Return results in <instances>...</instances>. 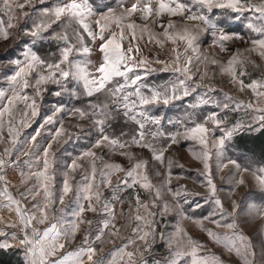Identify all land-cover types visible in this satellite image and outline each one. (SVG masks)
<instances>
[{
	"label": "snow or ice",
	"instance_id": "6c2138e0",
	"mask_svg": "<svg viewBox=\"0 0 264 264\" xmlns=\"http://www.w3.org/2000/svg\"><path fill=\"white\" fill-rule=\"evenodd\" d=\"M105 7L98 12L89 0H0V40L19 47L28 38L17 58L0 61L7 83L0 89V209L10 214L0 216V248L22 249L23 264H149V255L152 264H264V203L240 210L232 198L246 185L245 174L264 189V167L243 166L224 153L226 141L252 126L231 122L229 112L247 110L264 127V0H117ZM225 16L241 21L248 34L220 27ZM205 33L209 52L201 48ZM213 50L227 55L217 58ZM209 65L241 93L250 90L249 99L217 88ZM249 67L261 75L252 78ZM153 73L169 76L157 84ZM193 96L167 126L163 114H154ZM202 105L212 109L198 112ZM66 116L75 123L66 126ZM73 140L85 141L79 151L65 148ZM181 141L199 146L188 150L203 165L205 191H190L173 174L184 168L172 158ZM212 160L217 172L232 166L220 177L229 185L224 198ZM184 221L220 253L190 235ZM160 247L167 254L155 259Z\"/></svg>",
	"mask_w": 264,
	"mask_h": 264
},
{
	"label": "rangeland",
	"instance_id": "374dc122",
	"mask_svg": "<svg viewBox=\"0 0 264 264\" xmlns=\"http://www.w3.org/2000/svg\"><path fill=\"white\" fill-rule=\"evenodd\" d=\"M89 3L93 6V8L96 11L100 12V11H106L105 6L115 7L117 0H89ZM212 15L216 16L217 10H213ZM218 23L220 24V27L224 28L226 31L237 30L241 34H244V35H247L249 32V30H247L244 27V25L241 21L231 20L226 16L220 17L218 20ZM209 37H210V33H205L204 38H202V39L207 40V43L201 44V48L204 52H209V48H208V44H210V38ZM27 39H28L27 37H24V38H22L21 41H18L17 43L20 45L19 47H17L16 45H14L12 47H7L8 42L0 40V61L6 62L8 60H12V59L17 58L20 54L23 43L27 42ZM145 39H146V37H145ZM125 43H126V41H125ZM140 43H141V45H143L144 41H141ZM168 44H170V42H167L166 47L168 46ZM247 46L248 45H242L241 47L244 48ZM37 47H39V45H37ZM150 47L158 48V46H156L154 44V42H152ZM184 47H185V45L183 42H180V41L177 42L178 50L183 52ZM144 54H145V56H148L150 60L155 59V56H156L155 51L149 53V51L147 49L144 50ZM209 54L210 55H217V58H223L227 55L226 53H218L216 50H213V52H210ZM245 54H247V53H245ZM90 58L93 61H95V59H96V52L95 51H93V53L90 55ZM250 58L254 59L257 63H260V60H259L257 53H252ZM224 62L226 63V61H224ZM154 66H156V65H154ZM201 67H203V66H201ZM248 70L252 73V78H257L261 75V72L258 68L253 69V68L249 67ZM213 72L216 73L215 79L213 82L215 83V86L217 88H222L223 92H227L229 95L234 96L237 99H243L245 101H247L249 99L250 90H248L247 93H241L239 91L238 85H232V84L227 83L228 77L225 74L219 73L217 66L209 65V74L211 75ZM4 74H5V72L3 70H0V89L7 88V83L4 79ZM168 76H169L168 73H153L149 79H150V81L159 84V83H162L164 80H167ZM245 79L247 82V78H245ZM206 83H207V81H206ZM219 95L221 96V98H223V93H219ZM194 99H195L194 96L189 97V98L185 99L184 103L177 101L174 104L168 105V106L163 107L161 109H154L153 111H154V114H156V115L163 114L165 116L163 123L165 124V126H167V119L168 118L182 117L184 114L185 108H186V104L189 101H194ZM84 100L86 102L87 98H84ZM48 102H49V104L53 103L54 98L48 97ZM3 103H6V101H3ZM211 109H212L211 105H202L201 108L198 109L197 111L203 112L204 114H207V112ZM217 111H219V110L217 109ZM44 115H45V111L42 110L40 115H38L36 117L37 123L33 124L32 128L38 127V124H39V122L42 121V118ZM253 115H255V114L250 113L247 110H240V111L235 112V113L229 112L228 118L231 122H236L237 120L242 119L246 122H251L252 127L253 126L259 127L258 123L256 122L257 120L252 119ZM71 123H75V118L66 116L65 117L66 126H70ZM49 127H52V126H49ZM32 128L28 129L27 131L31 132ZM246 129H249V128H246ZM70 131L75 133V132H78L80 130L75 129V128H70ZM220 135H221V133L219 131H217L216 136L219 137ZM232 138L230 140L226 141V144H225L224 153L227 157H230L231 159L236 160L239 164H241L243 166H250L253 168L264 167V163H260L256 160H254L253 158L235 150L232 146V143H231ZM84 143H85L84 140H80V141L73 140L68 145H66L65 148L68 151H79L81 146ZM189 145H193V142L181 141V144L179 146L180 152L179 153H173L172 158L175 161V163L184 165L183 169H180L178 167H174L173 168V174H174V176L177 173L181 174V179L179 180V183L183 184L190 191H196V190L205 191L206 189L203 187V185L201 183H199V181L202 179V177H199V170L203 169V165L200 163L199 160H196L195 157L192 156L191 152L188 150ZM0 147H2V146H0ZM174 147H176V146H174ZM193 147H195L196 150L199 149L198 145H193ZM167 155L168 154H166V156ZM145 158H147V156ZM152 163H155V162L150 161V165ZM210 163L212 164V170H213V173L215 176V182L217 183L218 186L222 185L224 188V191L220 193L221 197L224 198L225 196L228 195L229 185L227 184V182L221 181L220 177L226 175L231 170L232 166L228 165V167L224 168L223 171L217 172L216 168H215V163H216L215 160L210 161ZM224 163H227V161H224ZM8 175L15 177V176H18V172L17 173L9 172ZM245 179H246V185L238 188L236 191V195L234 197H232L233 199H236L237 201L240 202V206H241L240 210H243L249 204L259 205L261 203H264V189H261L257 185V183L255 182V180L252 178V176L250 174H245ZM12 182L15 183V179H13ZM173 183L174 184L176 183L175 179H174ZM10 191L12 192L13 195H16V189L15 188H10ZM197 199H199V197H193V200H197ZM228 203H230V200L226 201V206ZM205 207H207V206H205ZM2 215L7 220L8 216L10 214L6 211H3ZM174 223H175V221H172L168 225L169 231L172 230ZM2 226H4V225H2ZM183 226L189 232L190 235H192L194 238L200 239L201 242L206 244V246L209 247L213 252H215L216 254L220 253V251H221L220 246L215 245L207 237V234L203 233L191 221H184ZM217 231H223V230L217 229ZM246 234H248V233L246 232ZM0 239H1V237H0ZM255 242L256 241L254 239V243ZM111 247H112L111 244H107L105 246V250L107 251ZM157 253H158V255L155 256V259H162V257L167 254V251L163 247H160L157 249ZM20 254L22 255L23 253L20 251ZM153 258L154 257L152 255H149L147 257V259L149 260V264H152ZM222 258H224V257H222ZM233 258H235V257L233 256Z\"/></svg>",
	"mask_w": 264,
	"mask_h": 264
},
{
	"label": "trees",
	"instance_id": "16d2710c",
	"mask_svg": "<svg viewBox=\"0 0 264 264\" xmlns=\"http://www.w3.org/2000/svg\"><path fill=\"white\" fill-rule=\"evenodd\" d=\"M231 143L235 150L264 163V127L251 126L239 131ZM23 260L18 249L0 248V264H23Z\"/></svg>",
	"mask_w": 264,
	"mask_h": 264
},
{
	"label": "crops",
	"instance_id": "0c3cea01",
	"mask_svg": "<svg viewBox=\"0 0 264 264\" xmlns=\"http://www.w3.org/2000/svg\"><path fill=\"white\" fill-rule=\"evenodd\" d=\"M256 122H257L258 125H259V121L257 120ZM259 127H261V126L259 125ZM3 211L8 212L6 209H0V216H3V215H2V212H3ZM3 227H4V226H2V224H0V228H3ZM4 239H5L4 237H1L0 242H2ZM14 249H18V248H14ZM18 250H20V251L23 253V250H22V249H18ZM22 255H23V254H22Z\"/></svg>",
	"mask_w": 264,
	"mask_h": 264
}]
</instances>
